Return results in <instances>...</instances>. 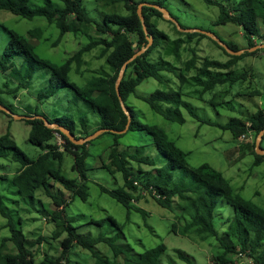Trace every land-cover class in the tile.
Masks as SVG:
<instances>
[{"label":"trees","instance_id":"obj_1","mask_svg":"<svg viewBox=\"0 0 264 264\" xmlns=\"http://www.w3.org/2000/svg\"><path fill=\"white\" fill-rule=\"evenodd\" d=\"M59 1L62 5L48 0L45 6L34 7L31 0H0V11H9L29 19L45 17L49 22L56 23L62 33L60 39L68 32H75L77 35H87L91 32L96 34H91L90 42L59 65L43 58L30 41L29 36L40 37L43 34L41 29L34 28L28 32L29 36H26L0 22V27L3 26L10 33L9 43L0 61V72L14 75L21 81L18 87L9 90L10 94H16L22 85L31 83L37 72L49 69L51 77L47 88L39 93L40 100L56 96L63 88L71 87L76 90L78 97L86 101L100 117L96 126L92 128V120L87 115H82L76 120L74 116L67 114L50 118L43 113L51 122L65 125L77 137L89 136L102 128L125 129L129 122V115L123 108L117 90V80L123 65L149 43L148 34L139 15V6L143 3H152L169 10L166 0H113L115 6L119 7L118 13L107 15L103 21L91 17L84 5L85 0ZM220 6L222 13L218 22H233L240 25L249 47L259 44L257 38L264 41V0H240L229 7L223 4ZM123 8L126 10L125 14L121 12ZM144 15L149 31L155 36V41L143 55L128 65L120 86L121 95L133 115L129 130L142 129L151 133L166 162L163 166H158L161 162L157 163L142 148L128 146L127 149H122L121 138L126 133L111 131L115 135V140L111 145L108 158L103 159V167L114 176L115 180H117V174L122 173L125 183L112 189L104 187L103 190L118 198L130 210L135 208L147 211L135 203V200L143 196L144 190L148 191L162 206L173 211L180 209L181 212H177V222L173 224V230L182 235L194 231L206 240L210 236L216 237L223 248L222 252L218 250L215 254L216 264H233L234 261L229 255L240 253L251 257L255 264H264V207L236 193L231 180L212 164L204 163L190 169V152L182 149L160 126L144 123L136 106L129 102L130 96L136 94L137 97L148 101L157 112L180 123L187 121L183 112V108H187L202 123L217 125L224 130L232 131L235 139L244 134L249 137L252 132H255L254 165H261L264 155L257 152L256 145L259 134L264 130V106H259L255 111L244 116H233L225 123L216 122L199 116L191 102L184 97L186 93L183 86L192 72H195V78L203 86L202 93L214 92L219 85H235L238 78H243L241 81L247 80L248 72L236 75L233 67L245 56L256 54L264 49L248 51L243 55H232L214 39L230 54L231 58L227 61L210 57L201 60L198 43L202 38L210 37L209 35L199 31H182L174 21L165 18L160 10L152 7H144ZM176 18L180 21L179 17ZM161 19L173 23L178 36H172L161 28L159 25ZM182 26L187 28L183 24ZM97 33L100 36L97 37ZM196 39L197 45H191ZM135 43L138 45L135 46ZM229 44L237 50L242 48L235 42H229ZM98 47L101 48L100 57L106 59L107 66L97 71L84 86L73 82L70 79L73 68L79 72L82 71L81 68L86 62L85 54ZM184 50L191 51L192 55L188 60H184ZM154 53L158 54V57H154L156 55ZM16 55H24L28 63L23 62L18 65L15 60ZM173 56L176 57L177 63L168 59ZM168 73H174L180 78L179 89L172 86L167 89L159 88L150 95H141L137 92L138 86L151 77L162 81L167 79L168 83H171L173 79L168 76ZM3 93L4 91L0 92L2 103L16 111L14 104L4 98ZM254 93L261 94L259 90H254ZM216 95L217 93L214 98ZM213 101L214 99L210 100V102ZM38 114L40 112L36 113ZM26 120L32 126L29 140L46 150L33 157L23 150L10 134L0 136V146L6 151L2 154L6 156L10 152L13 158L21 163L22 167L13 177V182L18 187L15 191L18 192L17 195L21 194L27 199L24 202L20 198H13L15 202L13 207L3 199L0 201V212L7 219L5 227L11 231V235L4 236L0 240V264H164L162 256L168 250V245L164 242L139 253L132 251L130 247L126 250L109 236H93L79 232L78 227L67 217L66 212L71 199L80 196L87 200L89 197L88 157L92 141L77 145L61 130L48 127L44 119ZM57 132L62 133L67 140L66 151H61L56 143ZM262 145L264 147V139ZM67 152L75 156L73 169L78 171V177H69L63 170ZM179 169H182L183 173L176 179ZM58 185L62 186L58 188L60 193L54 191ZM63 188L72 193L71 199L66 197ZM39 190H44L52 197L59 209L48 211L44 208L43 201L37 194ZM222 197H225L236 210L235 216L228 219L227 230L223 232L216 224V210ZM177 201H181L178 206ZM32 210L49 213L47 215H51L55 221L57 226L54 232L55 237H64L61 241V254H46L43 259H38L37 251L26 243L27 219L23 213ZM107 219L118 224L113 216L102 219L100 222ZM11 241L15 244L14 248H11ZM102 243L109 245L108 252L98 249L99 244ZM79 247L90 251L91 257L76 258L74 248ZM176 251L182 259L195 264L185 250L177 248Z\"/></svg>","mask_w":264,"mask_h":264},{"label":"rangeland","instance_id":"obj_2","mask_svg":"<svg viewBox=\"0 0 264 264\" xmlns=\"http://www.w3.org/2000/svg\"><path fill=\"white\" fill-rule=\"evenodd\" d=\"M51 1L54 4L62 5L59 0ZM236 1L240 0H166V5L175 17H179L184 26L214 31L227 43L235 42L245 49L249 47L248 40L244 36L241 26L233 22H218L222 13L220 4L229 7ZM47 2L48 0H31L34 7L45 6ZM84 5L91 17L98 21H103L107 15L118 13L119 8L115 6L113 0H85ZM123 11L121 10L125 14V8ZM0 22L26 36H29L28 32L34 28L41 29L43 34L40 37L29 36V39L43 58L59 65L92 39L91 34L77 35L75 32H68L60 39L61 29L56 23L49 22L45 17L29 19L14 15L9 11H0ZM159 25L170 35L178 36L174 24L170 21L161 19ZM92 34L96 35L95 32ZM98 36H100L99 33H97ZM9 40L10 33L3 26L0 27V61ZM258 41L262 42V40ZM191 45L196 46L197 39ZM198 46L201 60L205 57L221 61L231 58L230 54L211 37L202 38ZM100 53V47L86 53L84 56L86 62L81 68L82 71L79 72L73 68L70 79L82 86L87 84L97 71L107 66L106 59L100 57ZM191 55V51L184 50V60H188ZM154 57H158V54ZM168 59L177 63L175 56L168 57ZM15 60L18 65L23 62L28 63L24 55H16ZM233 69L236 75L248 72L247 80L241 81L243 78H238V83L236 82L235 85H219L214 92L202 93L203 86L195 78V72L190 74L189 80L183 86L186 93L184 97L191 102L200 117L225 123L233 116H244V114L255 111L257 107L264 106V51L245 56ZM168 74L173 79L171 83H168L167 79L162 81L151 77L138 86L137 92L141 95H150L159 88L167 89L172 86L179 89L180 78L176 77L174 73ZM50 77L51 71L42 69L35 74L31 83L22 85L16 94H10L9 90L18 87L21 81L14 75L0 72V92L4 91L3 97L14 104L16 113L36 114L40 112L50 118L67 114L74 116L76 120L82 115H87L92 120L91 127H95L100 117L86 101L78 97L75 89L65 87L56 96L45 100L39 99V93L47 88ZM254 90H259L261 94L254 93ZM215 93L217 95L214 98ZM212 99L214 101L210 102ZM129 102L136 106L144 123L160 126L182 149L190 152V169L204 163L212 164L222 170L231 180L236 193L264 207V161L261 165H254L256 159L254 153L255 132L249 138L240 136L235 139L232 131L224 130L217 125L202 123L187 108H183L187 121L180 123L157 112L148 101L137 97L136 94L130 96ZM31 129L32 126L26 119H17L4 110L0 111V136L10 134L23 150L36 157L46 149L34 145L29 140ZM114 140V133L107 131L93 139L90 144L88 157L89 197L87 200L80 196L71 199L72 193L63 188L66 197L71 199L66 212L67 217L78 227L79 232L93 236H109L126 250L130 247L132 251L139 253L164 242L168 245V250L162 256L164 264H190V261L180 257L176 251L177 248L185 250L195 264H216L215 254L218 250L219 252L223 251L216 237L210 236L206 240L194 231L187 235L175 232L172 228L173 224L177 222L174 211L162 206L150 194L143 193V196L136 200L137 205L146 209L149 212L147 213V211L135 208L130 210L118 198L103 190L104 187L112 189L125 183L122 173L119 172L117 180H115L114 176L103 167V159L108 158ZM121 143L122 149L131 146L146 150L147 155H150L153 160L157 163L161 162L158 166H163L166 162L154 142L153 135L146 130H129L121 138ZM4 152H6L5 149L0 146V201L3 199L13 207L15 205L13 198H20L24 202L27 199L21 194L17 195L18 192L15 191L18 190V187L13 182V177L17 174L21 163L16 161L10 152L4 156L2 154ZM74 164L75 156L67 152L64 157L63 170L72 178L79 176L78 171L73 169ZM144 167L147 168V166ZM181 173L183 170L179 169L176 179L181 177ZM144 176H147V172ZM59 187L62 186L58 185L54 188L56 193H60ZM37 194L48 211L59 209L54 199L44 190H39ZM179 202L181 201H177V206ZM177 211L181 212L180 209ZM235 213V207L225 197H222L216 210V224L221 232L227 230L228 219L233 218ZM47 214L49 213H40L36 210L23 213L27 219L25 227L28 239L26 243L37 251L38 259H43L46 254L58 255L62 253L61 241L64 237H55L56 223L51 215ZM109 216L115 217L118 224L109 219L100 222ZM6 223L7 219L0 212V240L4 236L11 235L10 229L5 227ZM64 236L67 235L64 234ZM14 247L15 244L11 241V248ZM98 249L108 252L109 245L99 244ZM74 251L75 257L78 259L90 258L92 254L82 247L74 248ZM229 257L234 261L233 264H255L248 256L230 254Z\"/></svg>","mask_w":264,"mask_h":264},{"label":"water","instance_id":"obj_3","mask_svg":"<svg viewBox=\"0 0 264 264\" xmlns=\"http://www.w3.org/2000/svg\"><path fill=\"white\" fill-rule=\"evenodd\" d=\"M146 6L160 10L164 14L165 18L174 21L182 31H187V32L199 31V32H202V33L209 35L210 37H212L213 39L218 41L220 43V45H222L224 48H226L227 51L233 55H242L243 53H245L247 51L254 52L258 49H264V42L260 43L256 46H253L251 48H245V49H240V50L234 49L229 43H227L224 39H222V37H220L216 32L206 30V29H202V28H185L182 26L180 21L176 17H174L172 15V13L170 12V10H168L167 8H164L160 5H156V4H152V3H143L139 6V15H140V17L144 23L145 30L148 34L149 43L145 44L137 53L134 54V56L132 58H130V60H128L123 65L121 72H120V75H119L118 80H117V90H118V93L120 95V99H121L123 108L129 115V122H128L127 127L125 129L116 130L113 128H102V129L95 131L93 134H91L89 136L77 137V135L74 134L70 130V128L66 127L65 125L60 124L59 122H51L50 119L44 114H38V115L19 114V113H16L14 110H12L6 104L2 103L1 100H0V109L10 113L11 115H14L17 119H36V118L44 119V121L48 127L52 128V129L61 130L64 134H66L70 138L71 141H73L77 145H83L85 143H88V142L92 141L93 139L98 138L101 134H103L107 131H113L116 133L128 132L130 127H131L133 115H132L131 111L129 110V108L127 107L123 96L121 95V87L120 86H121V83L125 77L126 70L128 68V65L130 64V62L134 61L137 57L143 55L153 45V43L155 41V36L149 31V28H148V25L146 22V17L144 16V7H146ZM137 45H138V43H135V46H137ZM263 139H264V130L261 131V133L259 134L258 140H257V145H256L257 152L261 155H264V148L262 146Z\"/></svg>","mask_w":264,"mask_h":264},{"label":"clouds","instance_id":"obj_4","mask_svg":"<svg viewBox=\"0 0 264 264\" xmlns=\"http://www.w3.org/2000/svg\"><path fill=\"white\" fill-rule=\"evenodd\" d=\"M145 16V15H144ZM188 28V27H187ZM242 28V27H241ZM187 32V31H186ZM195 32V31H194ZM90 34H92V32L90 33ZM256 38V37H255ZM223 39V38H222ZM256 40H259L258 38L256 39ZM264 41H262L261 43H263ZM260 44V43H259ZM248 48H251V47H248ZM242 49V48H241ZM240 50V49H239ZM257 51V50H256ZM248 52V51H247ZM246 53V52H245ZM231 54V53H230ZM244 54V53H243ZM242 54V55H243ZM233 55V54H232ZM1 110V109H0ZM16 112V111H15ZM31 115V114H30ZM34 115H36V114H34ZM249 125H251V123H248ZM57 133H60V132H57ZM57 133H56V143H57ZM63 133V132H62ZM62 133H60V134H62ZM127 133V132H126ZM64 134V133H63ZM62 134V135H63ZM253 134V132L249 135V137L251 136ZM245 135V134H244ZM101 136V135H100ZM243 136V135H242ZM84 137H86V136H84ZM249 137H247V138H249ZM258 140V139H257ZM93 141V140H92ZM58 144V143H57ZM67 144V143H66ZM86 144V143H85ZM84 145V144H83ZM263 146V145H262ZM60 147V146H59ZM264 148V147H263ZM257 150V149H256ZM61 151H66V147H65V150H61ZM21 167L22 166H19V168H18V171H17V173L19 172V170L21 169ZM143 193L144 194H149L148 193V191H143ZM157 195V194H156ZM158 197H161V195H157ZM153 197V196H152ZM154 198V197H153ZM135 203H136V200H135ZM137 204V203H136ZM177 212H179V211H174V213H175V215H177ZM240 254H243L244 256H247V255H245L244 253H240ZM240 254H238V255H240ZM249 257V256H248ZM251 258V257H250ZM252 259V258H251ZM253 260V259H252Z\"/></svg>","mask_w":264,"mask_h":264},{"label":"built area","instance_id":"obj_5","mask_svg":"<svg viewBox=\"0 0 264 264\" xmlns=\"http://www.w3.org/2000/svg\"><path fill=\"white\" fill-rule=\"evenodd\" d=\"M247 138V135H243V138ZM57 143L60 146L61 150H65L67 140L64 138V136L60 133H57ZM241 256H244L243 254H240Z\"/></svg>","mask_w":264,"mask_h":264}]
</instances>
